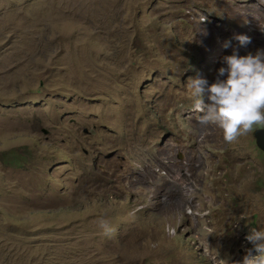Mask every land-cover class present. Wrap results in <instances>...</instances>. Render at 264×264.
<instances>
[{
  "label": "rangeland",
  "instance_id": "374dc122",
  "mask_svg": "<svg viewBox=\"0 0 264 264\" xmlns=\"http://www.w3.org/2000/svg\"><path fill=\"white\" fill-rule=\"evenodd\" d=\"M234 47L264 0H0V264H239L264 125L225 142L187 87Z\"/></svg>",
  "mask_w": 264,
  "mask_h": 264
},
{
  "label": "clouds",
  "instance_id": "9594fccd",
  "mask_svg": "<svg viewBox=\"0 0 264 264\" xmlns=\"http://www.w3.org/2000/svg\"><path fill=\"white\" fill-rule=\"evenodd\" d=\"M235 39L240 49L251 42L246 35ZM223 65L217 69L215 82L190 78L187 87L191 89L192 109L201 113L199 122L215 124L222 130L223 140L231 143L254 125H264V49L241 55L234 47L230 55L223 57ZM164 232L172 237L176 227L166 224ZM246 239L251 247L245 250L239 264H264V230H252Z\"/></svg>",
  "mask_w": 264,
  "mask_h": 264
},
{
  "label": "water",
  "instance_id": "95a60500",
  "mask_svg": "<svg viewBox=\"0 0 264 264\" xmlns=\"http://www.w3.org/2000/svg\"><path fill=\"white\" fill-rule=\"evenodd\" d=\"M252 137L254 139L256 147L264 153V130L257 129L253 131Z\"/></svg>",
  "mask_w": 264,
  "mask_h": 264
}]
</instances>
